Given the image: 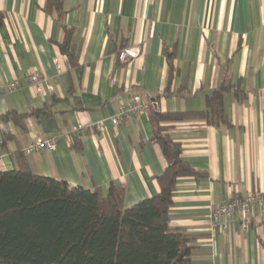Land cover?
<instances>
[{
	"label": "crops",
	"instance_id": "obj_1",
	"mask_svg": "<svg viewBox=\"0 0 264 264\" xmlns=\"http://www.w3.org/2000/svg\"><path fill=\"white\" fill-rule=\"evenodd\" d=\"M44 3L0 0V88L17 82L0 94V116H23L22 125L0 119V169H16L18 152L36 175L102 193L120 185L130 206L159 191L166 161L151 139L148 111L116 126L108 119L135 94L163 112L203 110L228 80L234 89L223 97L226 124H167L182 159L204 174L177 181L169 225L193 237L190 264H264L258 210L247 228L236 213L209 218L232 196L264 191V0H63L61 23L72 30L76 65L59 52L63 30ZM122 46L139 48V55L116 60ZM34 71L44 78L42 92L27 79ZM97 121L102 132L85 127ZM78 126L85 133L71 147L68 136ZM37 138L57 143L23 154Z\"/></svg>",
	"mask_w": 264,
	"mask_h": 264
},
{
	"label": "trees",
	"instance_id": "obj_2",
	"mask_svg": "<svg viewBox=\"0 0 264 264\" xmlns=\"http://www.w3.org/2000/svg\"><path fill=\"white\" fill-rule=\"evenodd\" d=\"M62 4L63 0H45L43 8L61 24L59 52L76 65L72 30L61 23ZM2 21L0 12V26ZM124 47L116 50V60ZM172 72L169 58V80ZM233 89L232 82L221 81L199 111L163 112L150 105L151 139L159 145L166 166L157 178L159 191L127 207L120 185L110 183L105 193L72 186L31 173L22 154L15 153L17 168L0 169V264H190L188 243L193 237L170 227L169 207L178 180L204 174L182 159L181 145L167 124L187 119L226 124L223 97ZM0 119L22 125L23 116L7 111ZM84 133L69 134L70 146L77 147Z\"/></svg>",
	"mask_w": 264,
	"mask_h": 264
},
{
	"label": "built area",
	"instance_id": "obj_3",
	"mask_svg": "<svg viewBox=\"0 0 264 264\" xmlns=\"http://www.w3.org/2000/svg\"><path fill=\"white\" fill-rule=\"evenodd\" d=\"M139 55V48L126 46L122 48L118 54L117 58L121 62H126L132 58ZM58 67V64H56ZM30 86L36 92L43 91L44 78L42 74L38 71L31 72L27 77ZM17 87V82L12 81L7 83L3 88H0V94L9 93ZM46 88L50 89V85L46 84ZM150 109V104L148 102H143L141 100L140 94H135L132 96L129 104L121 106L116 114L112 115L108 121L116 126L119 120L125 117L133 116L137 117L143 112H147ZM85 127L92 131L102 132L105 126L102 121L88 123ZM3 130L6 129L3 127ZM81 126L76 127L73 130L74 134H78L82 131ZM57 143L56 138H37L30 142L26 147L23 148V154H29L35 150L41 149H53ZM258 210L260 217L264 220V191L262 192H246L244 195L232 196L224 203L216 205L209 212V218L213 221L220 217H224L231 214H238L241 225L247 228L250 224L251 217L254 215V211Z\"/></svg>",
	"mask_w": 264,
	"mask_h": 264
}]
</instances>
